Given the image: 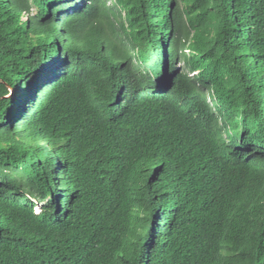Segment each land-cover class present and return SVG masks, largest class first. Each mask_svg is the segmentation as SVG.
<instances>
[{"label": "trees", "instance_id": "trees-1", "mask_svg": "<svg viewBox=\"0 0 264 264\" xmlns=\"http://www.w3.org/2000/svg\"><path fill=\"white\" fill-rule=\"evenodd\" d=\"M0 264H264V0H0Z\"/></svg>", "mask_w": 264, "mask_h": 264}, {"label": "rangeland", "instance_id": "rangeland-1", "mask_svg": "<svg viewBox=\"0 0 264 264\" xmlns=\"http://www.w3.org/2000/svg\"><path fill=\"white\" fill-rule=\"evenodd\" d=\"M178 68L181 67L180 64L177 65ZM18 137V136H17ZM44 205V203H39L36 207H35V213H40L41 211V206Z\"/></svg>", "mask_w": 264, "mask_h": 264}, {"label": "clouds", "instance_id": "clouds-1", "mask_svg": "<svg viewBox=\"0 0 264 264\" xmlns=\"http://www.w3.org/2000/svg\"><path fill=\"white\" fill-rule=\"evenodd\" d=\"M41 212V211H40Z\"/></svg>", "mask_w": 264, "mask_h": 264}]
</instances>
